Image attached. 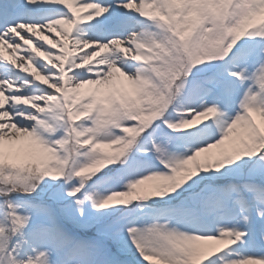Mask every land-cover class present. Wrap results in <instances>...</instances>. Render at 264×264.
I'll return each mask as SVG.
<instances>
[{"label":"rangeland","instance_id":"obj_1","mask_svg":"<svg viewBox=\"0 0 264 264\" xmlns=\"http://www.w3.org/2000/svg\"><path fill=\"white\" fill-rule=\"evenodd\" d=\"M249 263L264 0H0V264Z\"/></svg>","mask_w":264,"mask_h":264},{"label":"bare ground","instance_id":"obj_2","mask_svg":"<svg viewBox=\"0 0 264 264\" xmlns=\"http://www.w3.org/2000/svg\"><path fill=\"white\" fill-rule=\"evenodd\" d=\"M29 27H25V26H23V25H18V30H19V32L20 31H23L24 33H27V34H33L34 32H36L37 31V29H40V27L39 26H36V29H30ZM226 118H227V115L226 114H223L222 116H221V119L222 120H226ZM241 125V123H240V120L239 119H235L234 120V123H233V126L234 127H239ZM26 134V130H23V131H21V133H20V135H25ZM249 264H252V263H249Z\"/></svg>","mask_w":264,"mask_h":264},{"label":"trees","instance_id":"obj_3","mask_svg":"<svg viewBox=\"0 0 264 264\" xmlns=\"http://www.w3.org/2000/svg\"><path fill=\"white\" fill-rule=\"evenodd\" d=\"M194 53H195V54H194L195 56H196V55H199L198 52H194ZM33 154H34V153H33ZM34 155H35V154H34ZM19 156H20V154H19ZM37 157H42V155H40V154L38 155V154H37ZM33 161H36L37 165H41V164L43 163V162H41V161H37V159H33ZM94 161L98 163L99 159H95ZM33 164H34V163H33ZM107 165H110V164L107 163L106 166H107ZM43 172H45V171H43ZM38 184H39V183H38ZM37 186H38V185H37ZM54 186H55V185H54ZM81 186H82V185H81ZM53 189H54V187L52 186L49 190L53 191ZM169 206H171V205H169ZM199 211L203 213V212H204V209H201V210H199ZM182 242H183V241H182ZM184 242H185V241H184ZM184 242H183V243H184ZM118 244H119V243H118ZM120 245H121V247L119 246L120 249H122V248H123V249H126V248H124V246H127V245H125L124 243H120ZM119 247H118V248H119ZM110 253L114 255V253H113L112 251H111Z\"/></svg>","mask_w":264,"mask_h":264}]
</instances>
